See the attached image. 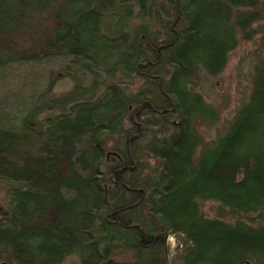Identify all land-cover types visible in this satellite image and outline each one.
Instances as JSON below:
<instances>
[{
  "label": "trees",
  "instance_id": "obj_1",
  "mask_svg": "<svg viewBox=\"0 0 264 264\" xmlns=\"http://www.w3.org/2000/svg\"><path fill=\"white\" fill-rule=\"evenodd\" d=\"M263 18L264 0H0V69L65 58L74 81L55 100L68 108L44 124L30 112L0 126L11 185L0 257L175 264L163 243L176 239L180 264H264V53L247 101L209 143L196 125L220 114L193 89ZM205 201L237 218L206 217ZM117 249L133 259H114Z\"/></svg>",
  "mask_w": 264,
  "mask_h": 264
},
{
  "label": "rangeland",
  "instance_id": "obj_2",
  "mask_svg": "<svg viewBox=\"0 0 264 264\" xmlns=\"http://www.w3.org/2000/svg\"><path fill=\"white\" fill-rule=\"evenodd\" d=\"M48 19L49 21L41 25V29L50 25L51 16ZM252 29L254 33L250 39L243 38L242 34L239 35L237 47L229 53L227 64L219 74L211 76L203 70L196 73L193 89L220 114L215 124L197 123V130L205 143L224 134L237 109L249 97L255 67L264 53V18L254 24ZM25 46L29 48L30 44L27 43ZM67 61L65 58H51L40 62L14 63L0 69V126L17 127L30 112L34 119L32 125H37L43 123L46 117L54 116L68 108L67 105L63 108L61 103L57 102L74 87V81L62 74V68ZM82 75L83 85L89 84L91 78L83 73ZM137 80H133L135 82L130 86V90H134L136 85H139L136 83ZM130 115L131 120H134L135 112L130 111ZM130 126V121L126 122V127ZM114 142L115 139L110 140L109 145ZM147 166L153 167L154 161L149 160ZM10 186V183L0 180V216L7 212L6 191ZM200 209L208 218H220L226 221L237 218L214 201L200 202ZM260 220L256 215L243 217V221L253 224ZM163 245L164 254L171 261H175V264H180L178 241L173 239L168 242V239H165ZM133 254L126 249H117L112 257L119 261H129L133 259ZM3 261L4 259L0 257V262ZM60 264L79 263L76 257L71 256Z\"/></svg>",
  "mask_w": 264,
  "mask_h": 264
},
{
  "label": "water",
  "instance_id": "obj_3",
  "mask_svg": "<svg viewBox=\"0 0 264 264\" xmlns=\"http://www.w3.org/2000/svg\"><path fill=\"white\" fill-rule=\"evenodd\" d=\"M0 264H8V263L3 261V262H0ZM246 264H249V263H246Z\"/></svg>",
  "mask_w": 264,
  "mask_h": 264
}]
</instances>
